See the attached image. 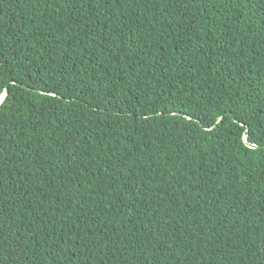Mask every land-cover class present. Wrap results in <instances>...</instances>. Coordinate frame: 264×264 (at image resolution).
<instances>
[{
	"label": "trees",
	"instance_id": "16d2710c",
	"mask_svg": "<svg viewBox=\"0 0 264 264\" xmlns=\"http://www.w3.org/2000/svg\"><path fill=\"white\" fill-rule=\"evenodd\" d=\"M10 81L0 264H264V0H0Z\"/></svg>",
	"mask_w": 264,
	"mask_h": 264
},
{
	"label": "water",
	"instance_id": "95a60500",
	"mask_svg": "<svg viewBox=\"0 0 264 264\" xmlns=\"http://www.w3.org/2000/svg\"><path fill=\"white\" fill-rule=\"evenodd\" d=\"M9 85H15V86H18V87H20V88H22V89L30 90V88L26 87V86L23 85V84H20V83L14 82V81H10V82L7 84V86H6V88H5V90H4V93L0 96V105L4 102L6 96L8 95V92H9V91H8ZM247 145H248L249 147H251V148H257L256 146L250 145L249 143H247Z\"/></svg>",
	"mask_w": 264,
	"mask_h": 264
}]
</instances>
